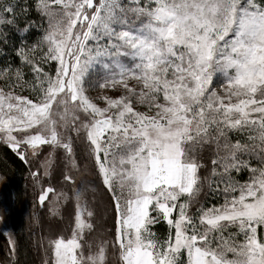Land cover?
Masks as SVG:
<instances>
[{"label":"snow or ice","instance_id":"snow-or-ice-1","mask_svg":"<svg viewBox=\"0 0 264 264\" xmlns=\"http://www.w3.org/2000/svg\"><path fill=\"white\" fill-rule=\"evenodd\" d=\"M32 7L0 0V25L41 29L0 68V142L28 164L48 146L43 176L64 152L74 214L44 264H264V0H34L46 27H18ZM93 183L114 212L111 245L85 238ZM205 184L222 203L205 205ZM49 193L68 199L47 187L39 204Z\"/></svg>","mask_w":264,"mask_h":264},{"label":"trees","instance_id":"trees-1","mask_svg":"<svg viewBox=\"0 0 264 264\" xmlns=\"http://www.w3.org/2000/svg\"><path fill=\"white\" fill-rule=\"evenodd\" d=\"M19 2L27 7L29 4L33 5L27 17L21 16L18 20V27L22 28L26 19L33 20L37 25L44 24L46 21L39 16L34 7V0H19ZM0 32L6 34L0 35V68L6 64L18 65L20 63L19 57L16 55L15 47L19 46V40L22 37L27 38L28 43H32L38 39L41 34V29L31 28L29 33L17 31L16 27L0 25ZM7 43H4V39ZM27 78V77H26ZM2 81L0 85L2 86ZM77 157L81 156L83 146L77 142L76 146ZM206 160H201V163H206V168L200 170V175L203 178L210 174L211 159L210 152L207 150L203 152ZM79 162V161H78ZM58 162H54L51 166L53 175L43 176V168L31 167L29 164L22 161L16 152L4 143L0 144V175L7 183V186L12 191V201L10 206L9 222L13 232V239L16 241V255L14 264H44V261L50 258V254L46 251L47 242L57 234L70 233V224L72 222L73 208L75 201L72 199L71 183L63 180V168L59 169ZM30 171H37L40 176L41 184L34 188L33 178L30 176ZM61 171V174L59 173ZM58 172V174H57ZM67 172V171H66ZM73 176L80 179L79 172H71ZM87 180H93L90 174L85 177ZM238 179L246 180L247 173ZM52 187L56 192H64L68 199L60 201L58 207L51 205L52 193H49L43 205L39 204L37 195L43 188ZM91 188H96L95 183L90 185ZM208 192L207 185L201 193L200 199L204 201L206 206H212L215 203H222V198L217 200L211 193L206 197L204 193ZM88 192L86 200L89 204H95L98 200L99 205L106 208L108 195L105 192L97 189V195ZM88 197V199H87ZM73 204V205H72ZM50 207L52 210L50 211ZM107 209V208H106ZM109 217H113V211L107 209ZM107 214V215H108ZM110 219V218H109ZM102 222V221H101ZM112 220L102 222V232L107 233L109 243L113 239ZM154 231L162 234H167L168 226L161 221L153 226ZM69 231V232H68ZM99 233V232H98ZM89 233H86L88 235ZM0 264H12V257L10 256V246L7 242V237L0 229Z\"/></svg>","mask_w":264,"mask_h":264},{"label":"rangeland","instance_id":"rangeland-1","mask_svg":"<svg viewBox=\"0 0 264 264\" xmlns=\"http://www.w3.org/2000/svg\"><path fill=\"white\" fill-rule=\"evenodd\" d=\"M215 86L219 88L218 85H215ZM23 94L29 95V96L31 95L27 91H25ZM109 94L115 96V95H118L119 93L116 92L115 89H111V90H109ZM0 144H2V142H0ZM42 148H43V152H42V155L40 157V160H34L31 164H29L31 167H39L40 161H42L44 159V157L47 155V153L49 151L48 146H42ZM63 159H64V152H63V150L62 149H57L56 152L53 154V162H52V164L54 162L55 163L58 162L59 163L58 166H60L59 169L63 168V170H65V172H66L67 169H65L62 166L63 165ZM74 171L77 173L76 170H72L71 172H74ZM50 172H51V175H53V172L54 171H51L50 170ZM59 173L61 174V171ZM57 174H58V172H57ZM90 189H94V188H91L90 187ZM89 192L90 193H94V194L97 195V189L95 190V192H93L91 190ZM87 199H88V197H87ZM11 201H12V191L7 186V183L5 182V180L2 179V180H0V229L2 230V232L4 233V235L7 237V242L9 241V238L10 237L12 239L14 237L13 236L12 229H11V226H10V222H9L10 221L9 220V216H10ZM89 206L90 207L95 206L96 218H95V221H94V229H93V231L92 232H88L86 230V233H89L88 235H85L86 240H88L90 242H96V241H98L101 238L108 237L107 233H105L104 231L103 232L101 231L102 230L101 228H102V222L105 221V220L106 221H109L110 219L112 220L111 229H112V233L114 235V223H115L114 212H113V217L112 218L109 217V214L107 212V209L106 208H103L101 205H99L98 200L95 201V204H89ZM73 210H74V208H73ZM73 214H74V212H73ZM174 215H175V213H174ZM85 216H86V214H85ZM153 231H154V229H153ZM154 232H156V231H154ZM156 233L161 238H164V237L167 236V234H165L163 236L162 234H160L158 232H156ZM68 234H70V233H68ZM258 238H264V232L258 231ZM111 242L109 243L110 245H111ZM115 258L116 257L113 256L111 250H109L108 251V254H107V260L108 261H111V260H113Z\"/></svg>","mask_w":264,"mask_h":264}]
</instances>
